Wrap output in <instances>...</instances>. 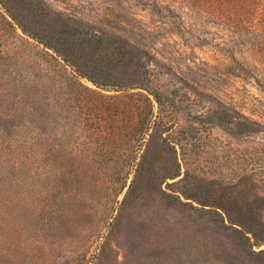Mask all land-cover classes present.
<instances>
[{
  "label": "rangeland",
  "instance_id": "obj_1",
  "mask_svg": "<svg viewBox=\"0 0 264 264\" xmlns=\"http://www.w3.org/2000/svg\"><path fill=\"white\" fill-rule=\"evenodd\" d=\"M6 1L13 16L0 5V142L23 153L28 139L36 150L26 163L0 154L26 171L23 181L0 182V264H264L263 243L242 247L216 215L192 208L198 202L183 197L172 208L160 193L180 171L174 189L208 211L229 210L264 239V212L256 218L248 206L254 182L247 194L239 187L264 148V0ZM63 57L119 86L77 85ZM229 111L259 126L244 136L237 121L222 120ZM107 121L123 132L112 134ZM148 122L171 142L155 180L118 211ZM55 137L64 179L47 185L42 157Z\"/></svg>",
  "mask_w": 264,
  "mask_h": 264
},
{
  "label": "trees",
  "instance_id": "obj_2",
  "mask_svg": "<svg viewBox=\"0 0 264 264\" xmlns=\"http://www.w3.org/2000/svg\"><path fill=\"white\" fill-rule=\"evenodd\" d=\"M8 1L6 0H0V5L3 6L8 14L12 15V12L10 7H8ZM14 19V17H13ZM40 44L48 49H52L53 51L57 52L56 48L51 45L50 43H44L43 41L40 42ZM58 62V60H56ZM60 61V60H59ZM61 62L64 63V65H61ZM61 62H58L59 65L63 66L64 69L68 70L71 69V75L73 80L77 83V85L82 86L83 85L79 82L81 79L88 80L92 85H94L97 89H101L105 91V88H108L109 86H119L116 85L114 82L108 83L110 81H103L100 78L90 77L89 75H86L82 73L81 67L76 63V61H72L71 59H68L67 57H63L61 59ZM91 63V60L89 61ZM118 84V83H117ZM153 96H155L156 102L160 104V97L155 93H153ZM154 106H150L149 109V120L152 121V117L154 116ZM235 114V112L229 111L226 113V115L223 116V121H237V129L241 134L244 136L254 132L255 127L259 126L255 120L252 118L246 116L245 114L238 113L237 115H231ZM98 122V121H97ZM100 125L104 123V121H99ZM110 122L113 127L112 130H118L117 133L113 132L112 134H120L123 132L122 127L120 128L118 125L116 126V123L118 121H107ZM118 124V123H117ZM127 131L129 130V127H126ZM133 128V127H132ZM59 130V129H57ZM153 130V133L149 135L148 141H146V135ZM100 131H103V128L100 127ZM126 132V131H125ZM168 131H162L161 127L157 124H150V122L146 123L144 125L142 136L140 139V148L138 151L134 154V156L130 157L129 159V170L126 174V177L124 179V183L121 186V192H123L125 189L126 193L123 198V201L120 203V206L118 208V211L124 209L138 194V192L142 191L143 188L147 185H150V183L155 180L156 174L158 172V164L162 160V153L164 151L165 145L170 144L171 139L169 137H164L163 135ZM55 134V132H53ZM56 140H52L51 138L47 139V155L43 156L42 159V165L47 167V185L50 184H59L63 182V172L61 171L64 166V160L62 157L60 158L58 150L61 149V144H59V139L55 137ZM9 143V147H4L3 144L0 142V154L3 155L4 152L9 151L11 152V155L13 156L14 160L15 158H18L21 160V162L26 163L27 158L30 156V152L32 150H36L35 145L31 144L28 139L23 141V148L22 152L19 150L18 146L10 145V141H5V143ZM39 144V143H38ZM40 145V144H39ZM35 148V149H34ZM39 149V148H37ZM6 152V153H9ZM257 158V165L258 169L255 170L252 175L249 177H245L242 181V184L239 185L241 192L248 193V186L249 184L254 182L255 190H257L256 193H254L256 200L252 202V204H248L250 210L255 217L258 218L261 216L264 212V148H260L258 150V153L256 154ZM46 162V165H45ZM26 168V167H25ZM26 171L23 169H16L11 167V165H8L4 163L3 161H0V182L3 180H9L13 184L17 181H23L26 179V175L24 174ZM133 172V178L128 185L129 175ZM18 175V176H17ZM3 176H7L8 178L3 179ZM180 171H177L175 173H172L170 175H167L164 178V182H167L168 180L174 181L173 183L169 184L167 183V190L162 189L160 187V193L161 198L164 203H167L169 207L172 208H178L181 207L180 205H184L185 203L182 201V198L185 197L187 200H192L193 202H198L199 205L203 206L201 209H197L196 207L192 206L198 213L202 214H208L211 213L213 215H216L225 226H228L232 229L233 234L238 238L240 244L242 247H247V245L252 241L255 240L257 242H261L264 244V239H262L257 234L256 227L248 225L245 221L238 220L234 214H232L229 210L222 208V210L219 212L216 207H213L215 209H211L208 211L204 207H207V203H200L198 200H195L193 197L188 195L186 192L179 191L178 188H175L176 186L180 185L182 181H184L185 178H180ZM63 178V179H62ZM173 188V189H172ZM212 207V206H210ZM120 217L115 218V223L118 222ZM228 223V225H226ZM114 228V225L112 226ZM111 228V231H112ZM102 245L99 247L98 252L102 251ZM98 258L99 254L96 255ZM100 257V256H99Z\"/></svg>",
  "mask_w": 264,
  "mask_h": 264
}]
</instances>
